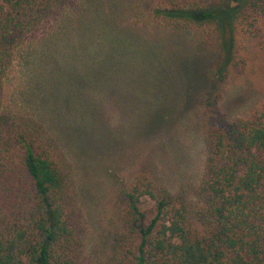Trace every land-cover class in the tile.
I'll return each instance as SVG.
<instances>
[{
	"label": "trees",
	"instance_id": "1",
	"mask_svg": "<svg viewBox=\"0 0 264 264\" xmlns=\"http://www.w3.org/2000/svg\"><path fill=\"white\" fill-rule=\"evenodd\" d=\"M69 1L0 0V264H83L73 165L38 120L2 109L15 52ZM129 15L194 32L215 55L199 98L208 153L193 206L146 170L117 181L88 264H264V101L245 118L216 111L232 74L264 52V0H130Z\"/></svg>",
	"mask_w": 264,
	"mask_h": 264
},
{
	"label": "rangeland",
	"instance_id": "2",
	"mask_svg": "<svg viewBox=\"0 0 264 264\" xmlns=\"http://www.w3.org/2000/svg\"><path fill=\"white\" fill-rule=\"evenodd\" d=\"M129 8L130 0H70L24 39L2 92L3 111L38 120L73 165L83 264L101 249L117 181L146 170L193 206L208 153L199 98L215 55L194 32L136 24ZM263 101L257 49L216 111L245 118ZM151 205L145 199L142 209Z\"/></svg>",
	"mask_w": 264,
	"mask_h": 264
}]
</instances>
